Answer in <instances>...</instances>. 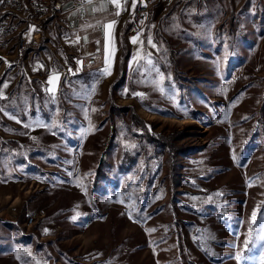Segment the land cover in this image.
Returning a JSON list of instances; mask_svg holds the SVG:
<instances>
[{
	"label": "rangeland",
	"instance_id": "rangeland-1",
	"mask_svg": "<svg viewBox=\"0 0 264 264\" xmlns=\"http://www.w3.org/2000/svg\"><path fill=\"white\" fill-rule=\"evenodd\" d=\"M132 24L121 77L0 76V264H264V0H156ZM175 132L171 156L153 140Z\"/></svg>",
	"mask_w": 264,
	"mask_h": 264
},
{
	"label": "crops",
	"instance_id": "crops-1",
	"mask_svg": "<svg viewBox=\"0 0 264 264\" xmlns=\"http://www.w3.org/2000/svg\"><path fill=\"white\" fill-rule=\"evenodd\" d=\"M140 1L131 0L127 4L124 0H119L120 5H116L108 12L98 10L95 3L89 0L86 3L80 0H67L62 11L43 27L40 46L35 48L34 53L28 51L26 69L31 72V76H34L33 79L44 86L50 85L49 91H55L63 79L62 75L56 79V75L61 73L56 70L53 62H58L57 57L64 59L68 53L80 57L77 70L73 74L97 73L95 69L97 64L100 68L97 70L113 71L115 74L120 64L122 39ZM109 24L112 25L111 28L108 27ZM57 49L62 53L57 52ZM88 58L96 61L92 63L93 69L85 63V59ZM31 64L36 73L32 71ZM42 72L47 74L46 84L40 80ZM15 85L16 82L10 90Z\"/></svg>",
	"mask_w": 264,
	"mask_h": 264
},
{
	"label": "built area",
	"instance_id": "built-area-1",
	"mask_svg": "<svg viewBox=\"0 0 264 264\" xmlns=\"http://www.w3.org/2000/svg\"><path fill=\"white\" fill-rule=\"evenodd\" d=\"M86 3L88 0H80ZM131 0H124L129 4ZM67 0H1L0 1V76L8 66H16V69L23 63L22 68L26 69L28 51L34 53L42 41L44 26L62 11ZM156 0H141L132 15V26L128 34H135L144 21L153 12ZM116 10L118 8L116 7ZM61 56V55H60ZM80 59L73 53L61 60L57 57L59 69L63 75L73 74ZM95 60L85 59L86 65H91ZM57 64V66H58ZM31 79L34 76H30ZM40 80L46 84L47 74L42 72ZM46 214L45 210L35 211L26 217L25 225L34 226L40 218Z\"/></svg>",
	"mask_w": 264,
	"mask_h": 264
},
{
	"label": "trees",
	"instance_id": "trees-1",
	"mask_svg": "<svg viewBox=\"0 0 264 264\" xmlns=\"http://www.w3.org/2000/svg\"><path fill=\"white\" fill-rule=\"evenodd\" d=\"M125 42V39H124V37H123V44H122V54H121V59H120V64H119V69H120V75H119V77H121V74L123 73V68H124V64H125V62L129 59V57H130V48L129 47H127V44L126 43H124ZM117 81V80H116ZM114 85H115V83H114ZM181 137H179L178 136V133H172V134H169V135H167V136H165V135H163V134H158V135H156V137H155V141L153 140V142L156 144V146L158 147V148H164V149H167L168 150V152H169V155L171 154V156L172 155H175V156H177V153H183L184 152V150H181V149H177L176 148V141L178 140V139H180ZM104 157H106L105 156V154H104ZM104 157H103V159H101L100 160V164H99V166H98V168H97V173L99 174V172H100V170L103 168H105V160L106 159H104ZM171 158V162H173V157H170ZM177 167H178V161H177V163H176V160H175V163L173 164V168H174V170H176L177 169ZM97 177H99V176H97Z\"/></svg>",
	"mask_w": 264,
	"mask_h": 264
},
{
	"label": "snow or ice",
	"instance_id": "snow-or-ice-1",
	"mask_svg": "<svg viewBox=\"0 0 264 264\" xmlns=\"http://www.w3.org/2000/svg\"><path fill=\"white\" fill-rule=\"evenodd\" d=\"M108 27H109V28H111V27H112V25H111V24H109V25H108ZM253 218H255V212L253 213ZM153 231H154V230H153Z\"/></svg>",
	"mask_w": 264,
	"mask_h": 264
}]
</instances>
